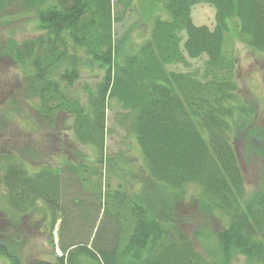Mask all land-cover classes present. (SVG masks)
Here are the masks:
<instances>
[{"label": "trees", "instance_id": "obj_1", "mask_svg": "<svg viewBox=\"0 0 264 264\" xmlns=\"http://www.w3.org/2000/svg\"><path fill=\"white\" fill-rule=\"evenodd\" d=\"M162 1L168 16L159 17L155 4H147L149 35L137 48L121 51L114 25L132 0H0V17L16 5V12L31 13L39 22L35 36L10 37L3 47L24 69V97H36L37 115L48 123L59 114L71 118L75 139L95 151L91 164L66 159L34 170L25 162L26 149L18 156L2 153L6 200L0 216L9 233L0 229V256L10 264L23 258L32 233L27 218L36 211L52 248L59 220L61 255L34 257L33 264H226L239 256L264 264V202L243 204L235 147L256 111L242 97L234 57L225 48L233 29L239 40L264 53V0ZM197 3L215 8L212 28L193 22L190 11ZM200 57V71L168 69ZM93 63L102 71L100 79L80 83L76 91L82 65ZM113 104L119 106L117 125L133 134L148 174L133 192L109 182L118 168L105 154L107 110ZM188 185L199 187L196 213L221 222L205 234L216 244L214 263L187 233L184 224L191 216L174 212ZM208 229L194 235L203 241Z\"/></svg>", "mask_w": 264, "mask_h": 264}, {"label": "rangeland", "instance_id": "obj_2", "mask_svg": "<svg viewBox=\"0 0 264 264\" xmlns=\"http://www.w3.org/2000/svg\"><path fill=\"white\" fill-rule=\"evenodd\" d=\"M147 4H155L154 13L156 12L155 14L159 17L165 14L166 17L168 16L162 0L153 2L132 0V7L125 11L114 25L115 39H120L121 51L126 48L128 50L137 48L149 35L152 16L147 14L149 12ZM4 11L0 17V164L3 163L2 153L11 152L10 154L18 156L23 149L29 151L24 158L28 164L27 167L32 170L38 168L40 164L55 165L66 159L71 163L81 161L94 163V149L89 145L81 144L72 134L69 126L71 118L59 114L48 123L37 115L39 102L36 97H24V69L3 51V47L10 37L21 40L35 36L40 32L39 22L31 13L16 12V5ZM190 12L195 24H205L210 28L214 26L215 8L211 4L197 3L192 6ZM118 13L121 14L120 8ZM225 37V48L235 60L236 80L242 97L252 103L256 111L251 121V129L239 134L235 147L243 175V204L257 206L258 203L264 202V53L254 51L239 40L233 29ZM203 60L204 57L189 59L188 66L170 64L168 69L200 71ZM101 74L102 71L96 63H93L91 67L82 65L80 77L74 82V89L80 91V83L83 82L94 85ZM118 112L117 104H113V107L107 110L108 132L105 138V154L111 156L115 160L114 166L118 167L110 172L109 182L111 188L121 183L129 192H133L141 187V182L147 180L148 174L133 134L117 125ZM1 168L2 166L0 170ZM198 193L197 185H188L184 190L183 199L175 205L174 212L176 215L191 216V221L184 224L187 233L190 234L195 247L201 251L206 260L214 263L219 258L215 257L216 244L214 239H205L208 237L205 234L213 233V230L220 227L221 222H216L212 217L204 220L196 213L198 210L194 208L193 196ZM155 194L152 195L156 197ZM4 200H6V190L0 181V210L4 207ZM152 212L159 211L153 209ZM97 214L100 218L101 210ZM39 218H41L40 211H36L32 217L27 218V231L30 226L29 231L32 233L25 243V249L22 251L23 258L19 264H33L34 257L53 260L54 252L61 255L57 245L59 220L53 230L54 247L52 248L43 232L45 229L42 230V225L39 224ZM4 224L0 216V229H4ZM32 224L40 227L36 228ZM198 228L202 232L209 228L201 237L203 241L194 235ZM4 230L9 233L8 229ZM0 264H10V262L8 258L1 255ZM226 264H248V262L243 256H239Z\"/></svg>", "mask_w": 264, "mask_h": 264}]
</instances>
